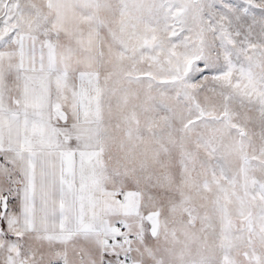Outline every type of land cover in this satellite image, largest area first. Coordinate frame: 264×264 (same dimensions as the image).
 Masks as SVG:
<instances>
[{"label":"snow or ice","instance_id":"1","mask_svg":"<svg viewBox=\"0 0 264 264\" xmlns=\"http://www.w3.org/2000/svg\"><path fill=\"white\" fill-rule=\"evenodd\" d=\"M0 264H264V0H0Z\"/></svg>","mask_w":264,"mask_h":264}]
</instances>
